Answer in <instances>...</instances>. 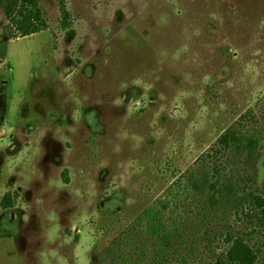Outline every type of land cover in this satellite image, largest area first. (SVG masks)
Wrapping results in <instances>:
<instances>
[{
	"label": "rangeland",
	"instance_id": "rangeland-1",
	"mask_svg": "<svg viewBox=\"0 0 264 264\" xmlns=\"http://www.w3.org/2000/svg\"><path fill=\"white\" fill-rule=\"evenodd\" d=\"M20 1L0 0V264H229L230 236L264 264V0H66L68 31L40 0L49 29L16 39Z\"/></svg>",
	"mask_w": 264,
	"mask_h": 264
},
{
	"label": "trees",
	"instance_id": "trees-1",
	"mask_svg": "<svg viewBox=\"0 0 264 264\" xmlns=\"http://www.w3.org/2000/svg\"><path fill=\"white\" fill-rule=\"evenodd\" d=\"M59 10L61 13L60 27L63 31H68L72 27L71 13L67 9L66 0H58ZM11 24L15 31V38H26L45 32L49 29V22L45 18L40 0H21L19 9L11 19ZM243 137L239 133H226L219 141L224 148L231 144L238 148L242 143ZM257 146V141L248 139L247 149H253ZM208 183L207 179L202 180L194 186L200 189ZM253 204L255 206L256 218L259 220L261 227L264 229V196H254ZM147 220L151 232L157 236L161 242L168 241V234L164 232L165 226L162 222V216L154 209H149L143 216ZM229 249L226 252V262L229 264H257V253L247 243L243 237H232L227 239Z\"/></svg>",
	"mask_w": 264,
	"mask_h": 264
}]
</instances>
